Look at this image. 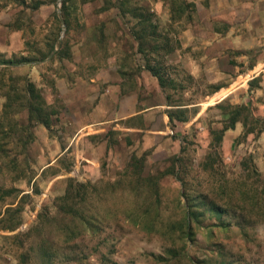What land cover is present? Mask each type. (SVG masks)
<instances>
[{
	"label": "rangeland",
	"instance_id": "rangeland-1",
	"mask_svg": "<svg viewBox=\"0 0 264 264\" xmlns=\"http://www.w3.org/2000/svg\"><path fill=\"white\" fill-rule=\"evenodd\" d=\"M62 1L0 0V60H29L0 66V219L7 209L18 222L0 230V264H264V84L257 77L245 90L264 64L247 72L252 59L221 51L252 21L231 16L230 0H212L208 14L200 13L207 0H125L126 8L152 14L156 43L175 47L173 58L160 51L149 62L173 80L163 94L172 109H185L187 123L176 125L184 132L172 136L175 145L161 141L153 152L133 146L106 156L92 149L98 136L72 129L70 92L113 61L125 75L122 90L135 86L144 63L130 35L135 21L118 12L120 0H65L64 14ZM182 2L192 7L181 12ZM257 32L253 43L264 50V29ZM230 77L235 83L224 98L210 95ZM25 81L53 112L48 129L27 121ZM232 117L238 122L216 144L212 131ZM89 153L97 162L81 160ZM142 153L141 169L132 168L131 156ZM68 179L71 199L61 201ZM64 204L94 216L93 228L62 215ZM186 210L197 219L188 239Z\"/></svg>",
	"mask_w": 264,
	"mask_h": 264
},
{
	"label": "crops",
	"instance_id": "crops-1",
	"mask_svg": "<svg viewBox=\"0 0 264 264\" xmlns=\"http://www.w3.org/2000/svg\"><path fill=\"white\" fill-rule=\"evenodd\" d=\"M191 2L196 4L195 1ZM206 2L207 6L200 9L201 14H208L211 11L212 0ZM220 2L224 1L220 0ZM230 2L232 4L230 7L231 16H247V19L252 22L246 25V34L242 31L243 25L237 31L235 38L231 39L230 49L227 48L226 42L221 43L225 46H220L222 47L221 51L230 50L237 57L252 59L251 66H246L245 70L249 72L255 69L256 66L264 64V54L255 55L258 51L264 53V50L258 49L253 43L254 40L256 41L253 37L260 35V32H257L259 27L264 29V0H230ZM222 18L227 20V14H223ZM215 34L219 35V33ZM172 55L174 54H170V58L174 57ZM262 67L257 75L246 79L245 90L248 91V81H252L257 77L260 78L259 84L261 81L264 84V66ZM142 68L141 65L140 71L135 74V86L130 89L122 90L125 75L118 70L115 61L108 62L106 69L97 74L89 83L80 82L72 88L70 92L71 101L68 106L70 125L76 133H84L80 137L98 136V141L94 143L97 146H92V149L98 151V153L102 150L108 156L112 155V152H119L133 146L142 150L151 149L153 152L161 148V141H169L175 145V142L171 140L174 138L172 136H178V132H184V129H177L176 125L183 126L187 121H173L172 125H169L165 111L172 108L166 106L165 95L158 87L156 79ZM189 75L192 76L190 73ZM234 80L235 78L230 77L229 80H226L225 85L219 83L220 85L215 86L210 95L221 96V100L226 96L223 95V92L229 85L234 86ZM99 83L102 84L101 91L99 90ZM155 117L158 120H155ZM110 134H114L115 139L113 141L109 139ZM157 136H160L158 141L155 140ZM80 137H76V142ZM88 144H91V142H88ZM87 156L81 160L91 164L97 162L93 154L89 153ZM114 157L117 159L116 156ZM117 160L119 161L121 158Z\"/></svg>",
	"mask_w": 264,
	"mask_h": 264
},
{
	"label": "trees",
	"instance_id": "trees-1",
	"mask_svg": "<svg viewBox=\"0 0 264 264\" xmlns=\"http://www.w3.org/2000/svg\"><path fill=\"white\" fill-rule=\"evenodd\" d=\"M118 1V0H116ZM64 1H62V7H61V13L64 14ZM127 1L120 0L118 4L116 5V8L118 9V12L120 14H128V16L135 21V24L133 26V29L130 32V35L132 36L133 40L136 43V53L138 55L143 56V65L142 69L147 71L150 76L154 77L156 79L158 87L164 91L165 88H172L173 80L171 78H168L163 73V66L159 64V62H152V64L149 62V56H152L151 54H154L155 57L159 56V52L162 51V55H168L172 53L175 50L174 46H171L167 44L166 39L162 40V44L159 45L156 43V40H159V36L156 33V27L151 23L152 14L148 12L146 9L142 7H136V6H125V3ZM174 1L170 2V12L174 14ZM181 7V12H183V9L186 7H192L190 4H186L184 2L180 3L179 5ZM65 22V21H64ZM150 54V55H149ZM155 57H152L155 59ZM153 60V59H152ZM29 60L20 57L18 60L13 59H1L0 60V66L2 67H16L20 65H25L28 63ZM255 82V79L252 81H248V90L251 88V85ZM23 93V100L25 103L24 109L27 112V121L28 122H37L38 124L42 125L44 128L48 129L50 124V116L53 114V112L47 109V106L45 105V102L41 95L39 94V91L34 87L32 83L29 81H25L22 89ZM166 100V106L172 107L170 103L168 102V96H164ZM174 110V111H173ZM185 109L175 108V109H168L165 111L166 117L168 119V123L171 126L173 121L177 122H186L187 117L184 115ZM240 111L235 112V115H238ZM237 118H230L229 125L221 127L218 131H212L211 134H214L216 136V144H218L221 141V136L223 132L229 129H233L234 124L237 123ZM145 153H142L139 158L136 159V157L131 156L130 158V166L134 169H136L135 163H139V168L141 169L142 160L144 159ZM174 161H177V157H174ZM141 162V163H140ZM72 180L68 179V184L66 187V190L62 197L59 198L61 201H65L68 199H71V192H69V189L71 188ZM202 199H205V197H202ZM207 206H209V209L211 212H213L216 215L220 214V209L212 202H205ZM59 211L62 212V215H66V218L69 220H74V218L77 219L78 222L82 223L87 228H93L90 226V222L93 221L94 216H80L78 215V211L76 209H73L72 207L67 206L64 204L59 208ZM9 214V210L4 211V215L6 217L3 219H0V230H7L12 231L18 226V222H14L13 218L7 217ZM192 220H197L194 214V211L186 210L183 216V226L185 227V238L192 237V229L190 227V223ZM41 246V245H40Z\"/></svg>",
	"mask_w": 264,
	"mask_h": 264
}]
</instances>
